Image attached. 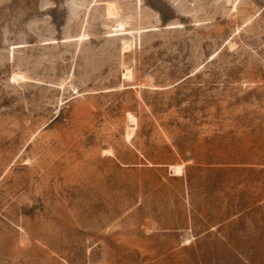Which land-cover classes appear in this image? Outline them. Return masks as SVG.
<instances>
[{
	"label": "rangeland",
	"instance_id": "374dc122",
	"mask_svg": "<svg viewBox=\"0 0 264 264\" xmlns=\"http://www.w3.org/2000/svg\"><path fill=\"white\" fill-rule=\"evenodd\" d=\"M0 264H264V0H0Z\"/></svg>",
	"mask_w": 264,
	"mask_h": 264
},
{
	"label": "bare ground",
	"instance_id": "6f19581e",
	"mask_svg": "<svg viewBox=\"0 0 264 264\" xmlns=\"http://www.w3.org/2000/svg\"><path fill=\"white\" fill-rule=\"evenodd\" d=\"M115 8L116 7H114L113 4L111 5L109 3H106V6H105L106 14L107 15H115L116 14ZM126 71H127V69H126ZM123 74H126V73H123ZM127 75H128V73H127ZM131 124H132V122H131Z\"/></svg>",
	"mask_w": 264,
	"mask_h": 264
}]
</instances>
